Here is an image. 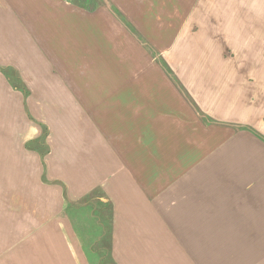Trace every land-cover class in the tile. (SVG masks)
Masks as SVG:
<instances>
[{
  "label": "crops",
  "instance_id": "crops-1",
  "mask_svg": "<svg viewBox=\"0 0 264 264\" xmlns=\"http://www.w3.org/2000/svg\"><path fill=\"white\" fill-rule=\"evenodd\" d=\"M142 1L0 0L25 147L88 264H264V0H188L182 75L146 73ZM187 111L233 132L194 156Z\"/></svg>",
  "mask_w": 264,
  "mask_h": 264
},
{
  "label": "rangeland",
  "instance_id": "rangeland-1",
  "mask_svg": "<svg viewBox=\"0 0 264 264\" xmlns=\"http://www.w3.org/2000/svg\"><path fill=\"white\" fill-rule=\"evenodd\" d=\"M118 1L136 10V0ZM187 2L144 0L143 9L139 2V11L144 12L146 73L158 69L161 75H182L185 71V49L178 46L184 33L169 28H177L182 22ZM169 3L174 5L172 9ZM225 54L231 55V50ZM189 113L186 118L193 121L194 156L233 132L232 127L211 120L201 126L199 115ZM29 114L37 121L48 120L46 112L28 113L20 92L0 75V264H39L36 259L40 255L42 264H88L83 248L89 240L84 239L83 232L78 233L80 239L75 237L71 217L64 215L61 206V185L51 183L55 176L42 175L39 156L25 147L36 123ZM57 197L60 204L55 202ZM87 215L80 218L81 222L88 219Z\"/></svg>",
  "mask_w": 264,
  "mask_h": 264
},
{
  "label": "trees",
  "instance_id": "trees-1",
  "mask_svg": "<svg viewBox=\"0 0 264 264\" xmlns=\"http://www.w3.org/2000/svg\"><path fill=\"white\" fill-rule=\"evenodd\" d=\"M6 77L9 79L8 75H6ZM10 80V79H9Z\"/></svg>",
  "mask_w": 264,
  "mask_h": 264
}]
</instances>
